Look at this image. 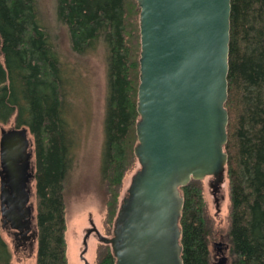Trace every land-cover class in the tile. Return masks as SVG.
Wrapping results in <instances>:
<instances>
[{
    "label": "trees",
    "instance_id": "1",
    "mask_svg": "<svg viewBox=\"0 0 264 264\" xmlns=\"http://www.w3.org/2000/svg\"><path fill=\"white\" fill-rule=\"evenodd\" d=\"M231 8L228 235L234 264H264V0H231ZM138 12L135 0H57L74 51L83 53L101 40L108 49L105 226L117 217L124 176L137 159ZM61 67L37 0H0V124L27 127L34 139L37 264H69L65 192L73 141ZM181 193L183 264H209L214 226L202 181H191ZM1 232L0 200V264H12ZM96 264H115L109 245L98 251Z\"/></svg>",
    "mask_w": 264,
    "mask_h": 264
},
{
    "label": "water",
    "instance_id": "2",
    "mask_svg": "<svg viewBox=\"0 0 264 264\" xmlns=\"http://www.w3.org/2000/svg\"><path fill=\"white\" fill-rule=\"evenodd\" d=\"M140 75L134 154L140 169L114 223L115 264H183L181 188L226 181L231 0H135ZM27 127H0L2 228L33 231L34 151ZM82 255V256H83Z\"/></svg>",
    "mask_w": 264,
    "mask_h": 264
},
{
    "label": "rangeland",
    "instance_id": "3",
    "mask_svg": "<svg viewBox=\"0 0 264 264\" xmlns=\"http://www.w3.org/2000/svg\"><path fill=\"white\" fill-rule=\"evenodd\" d=\"M37 9L40 22L47 30L52 47L62 63L65 81V119L70 127L73 141L72 166L65 192L68 260L69 264H96L98 251L105 248V244L99 241L97 235L92 234L88 238V249L83 255L84 237L93 226L103 236L112 237L115 223L114 220L111 225L105 226L107 193L102 177L106 146L104 124L108 94V49L101 40L83 53L74 51L69 30L58 18L57 0H37ZM139 15V12L135 15L137 26ZM0 127L8 129L15 126L12 121L7 125L0 124ZM30 138L34 151V139L31 134ZM139 169L140 164L136 159L124 176L119 205L127 196L132 179ZM208 180L209 178L204 179L202 185L214 226V233L210 240L209 264H234L228 235L230 226L228 180L226 179L217 196ZM32 189L34 196L35 182H32ZM33 206V232L36 235L28 247L19 248L18 242L13 239L8 230L2 228V236L12 253V264H37L35 199H33ZM219 245L224 254L220 253ZM223 257L227 258L225 263H222Z\"/></svg>",
    "mask_w": 264,
    "mask_h": 264
},
{
    "label": "flooded vegetation",
    "instance_id": "4",
    "mask_svg": "<svg viewBox=\"0 0 264 264\" xmlns=\"http://www.w3.org/2000/svg\"><path fill=\"white\" fill-rule=\"evenodd\" d=\"M208 178H209V180H208L209 185H211L213 187L214 194H215V196H217V194L219 192H221V189H222V186L223 185L217 184L215 182L214 178H212V177H208ZM92 234H95V233H92ZM10 235L13 237V239L15 241L18 242V247L19 248H22V247L26 248V247H28L30 245V243L32 242V240L34 239V237H35V234L34 233H32L30 235V238L28 240H24L23 237L20 236V235H18V236L14 235L13 232H10ZM218 249H219L220 253H223L224 254V251L223 252L221 251V246L220 245L218 246ZM226 261H227V258L226 257H223L222 263H225ZM219 264H221V263H219Z\"/></svg>",
    "mask_w": 264,
    "mask_h": 264
},
{
    "label": "bare ground",
    "instance_id": "5",
    "mask_svg": "<svg viewBox=\"0 0 264 264\" xmlns=\"http://www.w3.org/2000/svg\"><path fill=\"white\" fill-rule=\"evenodd\" d=\"M33 161H34V159H33ZM33 165H34V163H33ZM34 182V181H33ZM32 191H33V189H32ZM33 199H34V196H33ZM1 219H2V216H1ZM1 223H2V221H1ZM7 230V229H6ZM8 232L10 233V232H12V231H9L8 230ZM32 233H34L33 231L30 233V235L32 234ZM13 234H14V232H13ZM36 235V234H35ZM21 236V235H20ZM110 246V245H109Z\"/></svg>",
    "mask_w": 264,
    "mask_h": 264
}]
</instances>
